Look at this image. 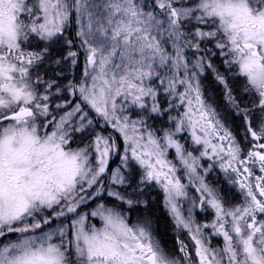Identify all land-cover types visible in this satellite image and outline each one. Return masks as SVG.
<instances>
[{
  "label": "snow or ice",
  "instance_id": "snow-or-ice-1",
  "mask_svg": "<svg viewBox=\"0 0 264 264\" xmlns=\"http://www.w3.org/2000/svg\"><path fill=\"white\" fill-rule=\"evenodd\" d=\"M0 264H264V0H0Z\"/></svg>",
  "mask_w": 264,
  "mask_h": 264
},
{
  "label": "flooded vegetation",
  "instance_id": "flooded-vegetation-1",
  "mask_svg": "<svg viewBox=\"0 0 264 264\" xmlns=\"http://www.w3.org/2000/svg\"><path fill=\"white\" fill-rule=\"evenodd\" d=\"M214 93H215L214 91H210L209 95H211L213 99L217 100V102L222 101L226 106V102L222 98L220 100L219 98L217 99ZM224 113L225 112L221 111L222 115ZM229 119H230V126L232 127L238 126L239 124L238 120L235 122V124H232L231 121L233 118L229 117ZM237 135H238V138H243L244 136L243 129H240ZM244 143L247 144V140H245ZM257 173H258V169H257ZM225 181L227 182L226 179ZM223 192L228 193V198L232 199L234 203L242 202V198L240 197V193L238 189L234 187L233 185L229 184L228 182H227V185L225 183V191ZM197 195H199V193H197ZM161 199H162V195L160 193H157V192L152 193V200L154 202H157V207L153 214L154 229L163 247L168 252L171 253V252H175L176 249L178 248L177 232L175 231L170 218L167 216L166 212L164 211L162 204L158 203L159 201H161ZM196 211H197L196 218L199 223H205L211 220L212 216L210 212L202 213V212H199L198 209ZM179 239L184 240L186 243H188L191 246L192 242L190 241L186 233H180ZM212 241H213V245L222 243V241L218 237H212Z\"/></svg>",
  "mask_w": 264,
  "mask_h": 264
},
{
  "label": "rangeland",
  "instance_id": "rangeland-1",
  "mask_svg": "<svg viewBox=\"0 0 264 264\" xmlns=\"http://www.w3.org/2000/svg\"><path fill=\"white\" fill-rule=\"evenodd\" d=\"M188 141H189V144H190L191 143L190 138H188ZM202 163L207 164V163H210V162L205 160V161H202ZM208 179H209V182L211 184H213L217 188L222 189L223 191H225V183L227 185V182L225 181V174L222 171H220L218 166L214 169V171L212 173L209 174ZM184 182L186 183L187 180L185 179ZM157 193H159V192H157ZM160 194L162 195V193H160ZM190 195L198 196L194 189L190 190Z\"/></svg>",
  "mask_w": 264,
  "mask_h": 264
},
{
  "label": "trees",
  "instance_id": "trees-1",
  "mask_svg": "<svg viewBox=\"0 0 264 264\" xmlns=\"http://www.w3.org/2000/svg\"><path fill=\"white\" fill-rule=\"evenodd\" d=\"M209 81H211V77H209ZM214 92H215L214 95L216 96V98L217 99L219 98V100H220L222 98L221 91L219 89H216ZM218 103L220 105L221 111L226 112L227 111V107L225 106V104L222 101H219ZM229 121H230V119H229ZM108 131H111V129H109ZM105 134H107V133H105Z\"/></svg>",
  "mask_w": 264,
  "mask_h": 264
}]
</instances>
